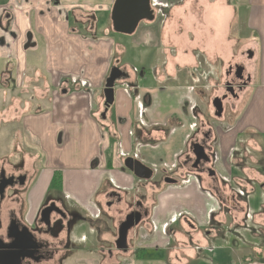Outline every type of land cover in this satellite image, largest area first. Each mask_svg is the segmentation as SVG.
I'll return each instance as SVG.
<instances>
[{
	"label": "crops",
	"instance_id": "0c3cea01",
	"mask_svg": "<svg viewBox=\"0 0 264 264\" xmlns=\"http://www.w3.org/2000/svg\"><path fill=\"white\" fill-rule=\"evenodd\" d=\"M114 1L0 0V19L10 11L14 32L12 37L0 27L1 86H7L2 80L7 69L11 70L15 90L28 84V75L38 78L34 63L37 57L42 58L43 73L49 79L48 83H38V99L44 101L39 112L27 111L21 116L26 145L43 157L40 170L34 172L39 175L30 190L28 219L34 218L57 172L61 174L60 191L65 198L91 218L100 219L93 222L101 228L108 224L117 228L130 203L143 200L149 214L141 230L132 235L133 257L127 258L126 264H214L224 250L236 257L235 264H240L241 244L235 239L237 234L229 236L228 228L233 224L229 226L224 220L239 211L241 174L254 175L248 172L247 163L253 162L249 152L264 149V0L201 1L199 14L189 12L181 19L182 30L175 34L171 27L164 30L158 18L164 17L169 7L185 2L188 7L200 0H152L160 15L156 11L153 22H141L137 31L142 41H133L139 61L152 55L154 47L166 53L179 41L184 56L213 49L218 55H227L226 64L245 65L249 82L238 99L230 103L234 106H228L232 111L236 108V115L227 118L222 114L218 121L223 123L218 124L217 131L211 130L212 139H217V159L216 175H209L210 180L205 179L208 173L183 164L191 140L198 136L201 126H208L203 96L194 83H156L153 78L142 83L131 72L129 80L115 85V102L103 118L106 78L116 59L131 50L130 45L117 42L110 33V20L107 25H98L101 18L110 17ZM89 17L93 18L88 25L90 32H83L79 28L86 27ZM240 18L239 23L246 18L241 40L239 33L234 37L238 27L235 21ZM97 30L103 33L99 35ZM30 31L32 44L25 48ZM37 37L43 42L41 53ZM1 38L6 40L5 45ZM78 82L85 88L74 85ZM236 149L247 151L246 157L234 159ZM126 156L142 161L158 178L136 177L124 166ZM261 166L258 159L255 167L261 177L257 181H261L263 201ZM167 177L176 183H167ZM112 192L117 197L108 206ZM233 199L237 201L233 203ZM221 206L224 209L218 213ZM106 237L102 235L101 239ZM230 238L236 240L235 248L228 243ZM249 249L252 255L254 247ZM149 252L155 255L146 258ZM252 264H264L263 257L258 256Z\"/></svg>",
	"mask_w": 264,
	"mask_h": 264
},
{
	"label": "rangeland",
	"instance_id": "374dc122",
	"mask_svg": "<svg viewBox=\"0 0 264 264\" xmlns=\"http://www.w3.org/2000/svg\"><path fill=\"white\" fill-rule=\"evenodd\" d=\"M201 1L203 4L206 0H200L199 2H191V5H189L188 7L186 2L182 6H175L171 8L169 7V11L166 13V15H164V17L160 16L161 18H158L161 20L162 25H164V27L166 28L164 30L169 31V28L171 27L170 30L174 31V34L175 31L180 32L183 27L181 19L187 18L186 15L189 12H191L192 14L193 13L199 14L200 10L202 9L200 7ZM156 11L160 15V12L157 8ZM101 19L102 20L101 22L98 23V25L100 26H103L104 24L107 25L109 23V20L112 25L111 12L109 18L106 19L101 18ZM243 19H244L243 23L242 22L239 23L241 21V18L240 20L237 19L235 21V27L237 26L238 27L237 29L236 28L234 29V33H235L234 37H236V33H239L237 36H239L240 40L243 39L241 33H243L242 31L245 29L246 18ZM88 25L89 23L87 22L86 27L84 26L79 29L83 32H87V31L90 32L89 31L90 25L89 26ZM112 32L113 31H111L110 33ZM96 33L100 35L103 32L102 30H97ZM136 33L137 35H133V36L132 35L128 36L127 34H122L118 32L112 33V35L115 36L114 38L117 42L123 41L124 43H127V45L131 46V50L126 54L121 55L120 57L116 53V55L119 57L116 60H119V63L121 65L128 66V69L130 71L135 72L137 74V78L142 83H145L147 78L149 79V81H151L153 78L156 83H169V81L172 83H179V84L190 83V82L194 83V85L196 86L195 89L201 92L203 96V99H201V101L206 115V122L208 123V126L205 127V130L210 129L213 132L217 131L218 124H222L223 122L218 121V119L220 118L215 116L214 113L215 109L212 105V101L215 97H221L222 96L221 94L224 91L223 85L226 80L227 72L230 67L229 64L225 63L226 60L224 57H227V55L225 54L218 55L217 51L215 53L213 49H209L208 52L196 51V52H191L190 56H186V55L184 56V54L182 53L183 45L178 41V43H176V47L174 46V48H170V50L166 53H164L161 49H159L160 48L159 46L154 47L152 51V55L149 54L146 56L145 60L139 61L137 55L138 49L137 50L133 49L134 47H137L133 44V41L136 40L138 43H140L142 41V38L139 35L140 31H137ZM245 37L249 38V35L246 33ZM37 42H38L39 53H41L43 48V42L40 40L39 37H37ZM240 47H242V45H240ZM241 49L242 48H240L239 51ZM250 51L252 50L250 49ZM121 57L122 60H120ZM41 62H42V58L39 57H37V59L34 60V63L36 64L35 65L36 70L38 71V78L33 75H28L29 78L28 84H26V86H24L22 89L19 90L13 89L14 78L11 74V70L9 69L5 70L7 71L6 74L3 73L2 75L3 76L2 80L8 83V84L5 83L7 86L3 87L1 86L0 83L1 86L0 87V163L4 161V159L9 157L11 161L14 163L22 159L21 161L25 162V165L26 164L28 165L29 189H32L35 186L39 172H37V174H34V172L40 170L41 164H43L42 162L43 157L40 155L38 151L34 152L33 150H29L28 145H26L22 132L21 116L23 112H27V111L39 112L40 106L44 105V101L38 99V97L40 96L38 83L40 82L42 84L44 83V81L48 83L49 79L43 73ZM257 63H260V60ZM2 66L3 65H0V72ZM169 72H171L173 75H167ZM30 81L33 82L34 86H31ZM46 97H47L46 99L49 101L48 87L46 89ZM231 102L232 101L226 100L224 103L223 116L225 114L226 116H228L227 118L236 115L237 112L236 108L233 109V111L232 109L229 110L228 106L231 107L230 106ZM5 116H7L8 118ZM3 118L5 120H3ZM198 135L199 136L197 137H200L201 132H199ZM216 141L217 139L214 137L211 143V145L214 148L213 153L216 150ZM246 154L247 151L241 153L238 149H236L233 153V158L244 159L246 157ZM249 154L252 159L251 161L253 162L252 163L250 162L249 164L247 163V165L249 166L248 172L249 174L253 172L254 175L250 174L251 176H248L245 174H241V179L243 180L244 183L242 182L239 184L240 192L237 195V199H238L237 206L239 207L240 210L234 211L235 214H231L230 216H228V219H226L227 221L224 220L228 222L227 224L229 226L231 225V223L233 224L232 226L229 227L231 229L228 228V231L230 232L229 236H231V233L237 234L238 239L237 238L235 239L241 244L240 247L242 249L243 256L242 258H240V264H247L248 261L245 259L248 258L247 257L248 255H249L248 259L250 260H256V258L260 256L263 257V261H264V249L261 251V248H263L264 246V199L262 201L263 189L260 184L261 181H257V178L261 179V177L258 176L256 172L257 168L255 167L256 161L259 159V161L262 162V166L259 168V170L261 174L264 175V149L262 151H257V152L251 150ZM53 158L54 157L51 156V160ZM241 163H244V161H241ZM6 164H9V162L7 161ZM250 167L252 168L250 169ZM12 169H14V167H12ZM252 170H254L255 172ZM248 177L253 178L254 180H251ZM156 178H158L157 173H155L153 176V179ZM205 179L206 180L209 179L208 174L205 175ZM259 205H261L260 209H256L259 207ZM235 220L238 221V224L236 223ZM84 230H88V228L85 227ZM212 231H215L216 234L218 233V231L215 230V227H212ZM223 233L224 234L227 233V230L224 229ZM223 233H219L218 235L221 236L223 235ZM235 239L230 238L228 240L230 246L231 247L234 246V248L236 246ZM92 242H93L92 244H94L95 246L99 245V243L96 242V237ZM250 246L254 247L253 249L254 253L252 255L249 253ZM223 252L224 255L221 257V259L216 260L214 264H235L236 257H231L230 251L224 250ZM114 254L115 256L113 259L115 261H120L121 255L119 256V252L114 250ZM89 255L91 254H88L86 256ZM154 255H155L154 252H149L148 257L146 258H152ZM93 256H98V254L95 255L94 252L89 257H93ZM127 258H129V255L127 256ZM87 264H93V263L89 262ZM193 264H198V263L196 262Z\"/></svg>",
	"mask_w": 264,
	"mask_h": 264
},
{
	"label": "flooded vegetation",
	"instance_id": "af4514ba",
	"mask_svg": "<svg viewBox=\"0 0 264 264\" xmlns=\"http://www.w3.org/2000/svg\"><path fill=\"white\" fill-rule=\"evenodd\" d=\"M151 6L154 9L156 19V10L152 5V0ZM8 12L6 11L5 13L7 15L0 19V27L3 33H10V35L14 37V32H12L11 29V22L13 19ZM92 19V17L87 18L89 25H91ZM113 32L115 31L113 30ZM32 37L33 33L30 31L28 33V41L25 48H29L30 44H32ZM1 41L3 45L6 44L5 39L1 38ZM113 66H119L123 72H126V76L118 79L115 85L120 81L130 79V73L132 71L125 65L122 66L119 60ZM239 66L243 68V78L236 75V67ZM249 79L250 76L246 74V67L244 64L235 63L231 65L223 85L224 91L221 94V98L226 96V98L223 99V105L226 100L232 102L237 100L240 92L248 84ZM74 85H78L79 88H85L81 82ZM128 92H130V90H128ZM231 106L233 107L234 105L231 104ZM201 128L202 130L199 131L201 132L200 137L195 136L191 140L189 150L192 143L196 142L203 145L210 161L196 163V157L190 150L183 164L191 170L208 173V175H210V170L215 171L214 166L217 159V150L213 153L214 148L211 145L212 131L210 129L205 130L204 125L201 126ZM127 157L132 156H126L124 161ZM6 159L0 163V264H87L89 262L93 264H126L127 256L129 255L130 257L132 255L131 252L134 250L132 235L134 232L137 233L141 230L149 214V208L144 205L143 200L139 199L135 203H130V208L120 222L121 224L131 213L140 212L142 214L140 223L135 225L128 233L127 248L119 249L116 241L118 239L120 224L117 228H112L109 225L105 228H101L93 222L100 219L91 218L85 211L69 202L61 191L46 192L34 218L31 220L28 219L29 199L32 191L29 189L28 185L29 170L27 166H25V162L21 161L22 159L15 163L11 161L10 157ZM7 161L9 164H6ZM12 167H14V169H12ZM126 169L129 170L128 168ZM23 177L25 179L24 182ZM109 196L111 199L108 200V206L112 204L113 200L115 201L117 194L116 192H112ZM235 201L237 200L233 199V203H235ZM223 209L222 206L219 207L218 213ZM237 209L239 208L237 207ZM103 212L104 211H102V213ZM236 223L238 224V221H236ZM219 224L221 225V222ZM85 227H87L88 230H84ZM102 235H107V237L102 240ZM91 237L93 240L96 237V242L99 243V245L95 246L92 244L93 240ZM114 250L119 252V256L121 255L122 260L115 261L113 259L115 256ZM94 252L95 255L98 254V256L89 257ZM88 254L91 255L86 256ZM247 261V264L253 263V260Z\"/></svg>",
	"mask_w": 264,
	"mask_h": 264
},
{
	"label": "water",
	"instance_id": "95a60500",
	"mask_svg": "<svg viewBox=\"0 0 264 264\" xmlns=\"http://www.w3.org/2000/svg\"><path fill=\"white\" fill-rule=\"evenodd\" d=\"M155 19V12L151 6V0H115L112 11H111V20L113 30L118 33L123 34H133L140 22L142 21H153ZM252 56L251 52H248ZM236 75L238 77L243 76V68L236 67ZM126 76V72H123L119 66H113L111 68L110 74L106 79L104 86V111L103 118L106 117L108 109L115 102V83L121 77ZM67 90H63L66 92ZM233 91V90H232ZM224 97H216L213 99L212 103L216 109V116L221 117L224 111L223 99ZM190 150L194 153L196 157V163L209 162L210 158L206 152V149L203 145L199 143H192ZM126 168L132 171L140 179H150L153 176V169L145 165L142 161L134 159L133 157H127L124 161ZM209 174L211 176L215 175L214 170H210ZM23 177V182H24ZM167 183H176V180L167 177L165 178ZM22 182V183H23ZM142 214L140 212L131 213L126 217V219L120 224L118 239L116 241L117 247L119 249L127 248L128 233L129 231L137 224L140 223Z\"/></svg>",
	"mask_w": 264,
	"mask_h": 264
},
{
	"label": "trees",
	"instance_id": "16d2710c",
	"mask_svg": "<svg viewBox=\"0 0 264 264\" xmlns=\"http://www.w3.org/2000/svg\"><path fill=\"white\" fill-rule=\"evenodd\" d=\"M108 165H110V161H108ZM61 189V174L55 173L52 181V186L48 191H60Z\"/></svg>",
	"mask_w": 264,
	"mask_h": 264
},
{
	"label": "bare ground",
	"instance_id": "6f19581e",
	"mask_svg": "<svg viewBox=\"0 0 264 264\" xmlns=\"http://www.w3.org/2000/svg\"><path fill=\"white\" fill-rule=\"evenodd\" d=\"M227 221V220H226Z\"/></svg>",
	"mask_w": 264,
	"mask_h": 264
}]
</instances>
